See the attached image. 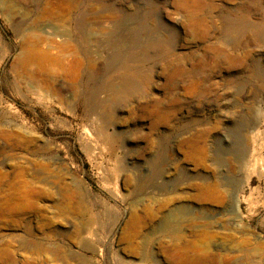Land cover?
I'll list each match as a JSON object with an SVG mask.
<instances>
[{"label":"rangeland","instance_id":"rangeland-1","mask_svg":"<svg viewBox=\"0 0 264 264\" xmlns=\"http://www.w3.org/2000/svg\"><path fill=\"white\" fill-rule=\"evenodd\" d=\"M180 5L0 0V264H264V0Z\"/></svg>","mask_w":264,"mask_h":264},{"label":"bare ground","instance_id":"bare-ground-1","mask_svg":"<svg viewBox=\"0 0 264 264\" xmlns=\"http://www.w3.org/2000/svg\"><path fill=\"white\" fill-rule=\"evenodd\" d=\"M180 1H181V5H185L186 4V0H180ZM181 5H180V7H181ZM236 27H237L236 25H233L232 24V25L229 26V28L227 30H233V31H235L236 30L235 29ZM132 77L128 79V81L125 83V85H129L130 84L131 87L135 88L136 83L134 82V79ZM134 83H135V85H134ZM203 258H204L203 256L201 258L199 257L198 259H195V260H190V259L185 258V261L184 262L185 263L186 262H189V263H197V262L203 260Z\"/></svg>","mask_w":264,"mask_h":264},{"label":"water","instance_id":"water-1","mask_svg":"<svg viewBox=\"0 0 264 264\" xmlns=\"http://www.w3.org/2000/svg\"><path fill=\"white\" fill-rule=\"evenodd\" d=\"M236 205H238L237 202H236Z\"/></svg>","mask_w":264,"mask_h":264}]
</instances>
